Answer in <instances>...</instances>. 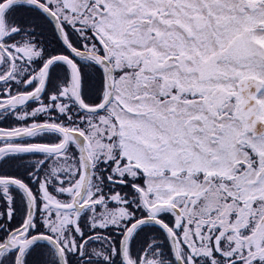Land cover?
I'll return each instance as SVG.
<instances>
[{"label": "snow or ice", "instance_id": "6c2138e0", "mask_svg": "<svg viewBox=\"0 0 264 264\" xmlns=\"http://www.w3.org/2000/svg\"><path fill=\"white\" fill-rule=\"evenodd\" d=\"M0 264H264V0H0Z\"/></svg>", "mask_w": 264, "mask_h": 264}]
</instances>
